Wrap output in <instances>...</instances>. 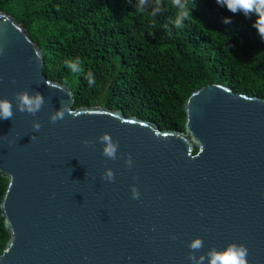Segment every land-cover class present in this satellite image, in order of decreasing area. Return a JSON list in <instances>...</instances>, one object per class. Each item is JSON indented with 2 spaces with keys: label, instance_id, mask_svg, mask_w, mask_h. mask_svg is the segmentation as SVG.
Listing matches in <instances>:
<instances>
[{
  "label": "water",
  "instance_id": "95a60500",
  "mask_svg": "<svg viewBox=\"0 0 264 264\" xmlns=\"http://www.w3.org/2000/svg\"><path fill=\"white\" fill-rule=\"evenodd\" d=\"M0 47V97L26 89L45 98L35 117L14 106L0 120V264H189L197 236L201 252L243 243L248 264H264V98L208 83L183 98L182 131L160 129L120 109L71 108L27 29L1 11ZM61 102L74 114L50 123ZM104 132L119 142L116 161L101 155ZM105 168L114 182L101 179Z\"/></svg>",
  "mask_w": 264,
  "mask_h": 264
},
{
  "label": "trees",
  "instance_id": "16d2710c",
  "mask_svg": "<svg viewBox=\"0 0 264 264\" xmlns=\"http://www.w3.org/2000/svg\"><path fill=\"white\" fill-rule=\"evenodd\" d=\"M188 2L192 16L181 29L169 0H147L143 13L135 11L137 0H0V11L27 29L45 77L71 91V108L120 109L182 131L183 98L205 84L264 98V41L254 17L229 13L215 0ZM75 58L83 61L80 75L65 67ZM5 185L0 176V196ZM7 238L0 217V253Z\"/></svg>",
  "mask_w": 264,
  "mask_h": 264
},
{
  "label": "clouds",
  "instance_id": "9594fccd",
  "mask_svg": "<svg viewBox=\"0 0 264 264\" xmlns=\"http://www.w3.org/2000/svg\"><path fill=\"white\" fill-rule=\"evenodd\" d=\"M215 3L221 8L226 9L229 13L243 14L246 18L254 17L252 27L256 30L260 39L264 41V0H215ZM146 4L147 0H137L135 11L137 13H143ZM169 7L174 10L173 26L176 29L183 28L185 22L192 16V8L188 0H169ZM224 22L230 23L227 19ZM3 54L4 49L0 47V56ZM65 67L69 73L74 75H80L85 71L83 61L80 58L67 59L65 61ZM85 78L89 87L96 84V79L92 72H87ZM13 83H15L14 80ZM44 104L45 98L41 93L34 91L30 94L26 89L15 92L11 100L0 97V120H12L14 106L16 111L35 117L41 111ZM66 114L72 115L74 111L71 110L70 106L61 102V107L58 110L50 112L48 119L50 123L55 124L65 119ZM32 128L34 132H39L41 124L37 120H33ZM31 139H35V136L31 137ZM96 139L102 145L101 155L109 160L116 161L118 159L119 142L114 140L107 132L100 134ZM82 143L90 145L93 142L84 139ZM124 163L126 167H132L133 160L131 154L125 156ZM9 176L13 181L11 174ZM101 179L110 183L114 182L115 173L111 168H105ZM130 194L132 199H140L141 194L135 184L130 185ZM152 231H155V228ZM170 239L175 240V234H172ZM187 248L189 251L186 253L185 258L189 264H248L247 257L249 252L243 243L229 242L221 249L213 246L208 248L206 252H201L204 248V241L201 237L197 236L193 237L187 243Z\"/></svg>",
  "mask_w": 264,
  "mask_h": 264
}]
</instances>
